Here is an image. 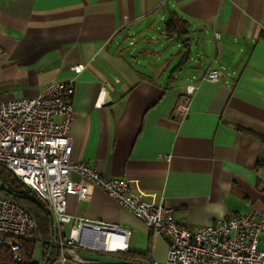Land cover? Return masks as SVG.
Instances as JSON below:
<instances>
[{"label": "crops", "instance_id": "0c3cea01", "mask_svg": "<svg viewBox=\"0 0 264 264\" xmlns=\"http://www.w3.org/2000/svg\"><path fill=\"white\" fill-rule=\"evenodd\" d=\"M172 17L185 33L166 35ZM157 23L182 50L169 71L147 61L150 48H132L133 36ZM0 49V101L74 82L72 161L127 180L133 194L171 208L188 229L264 211V0H0ZM188 62L189 75L177 80ZM216 64L226 70L208 82L206 68ZM188 85L195 90L180 117ZM67 210L128 228V254H114L118 263L165 262L164 238L100 188L88 201L70 198Z\"/></svg>", "mask_w": 264, "mask_h": 264}, {"label": "built area", "instance_id": "2783aa9c", "mask_svg": "<svg viewBox=\"0 0 264 264\" xmlns=\"http://www.w3.org/2000/svg\"><path fill=\"white\" fill-rule=\"evenodd\" d=\"M74 70L79 73L82 66ZM225 70L224 66L210 65L204 79L218 83ZM194 90V86H186L177 106L180 117L187 113ZM73 96L71 80L52 83L32 99L0 101V167L13 173L48 206L60 249L51 264H101L81 259L79 249L106 254L128 251L127 227L87 222L69 214L68 200L88 201L93 187L116 200L152 234L164 238L167 254L163 264H264V249L258 247L264 233V211L251 209L213 225L188 229L173 219L171 208L133 194L127 180L101 176L86 163L72 161L69 132L75 116ZM64 226H68L67 234L61 238ZM35 230L27 211L0 197V252L6 249L13 262H21V241Z\"/></svg>", "mask_w": 264, "mask_h": 264}, {"label": "trees", "instance_id": "16d2710c", "mask_svg": "<svg viewBox=\"0 0 264 264\" xmlns=\"http://www.w3.org/2000/svg\"><path fill=\"white\" fill-rule=\"evenodd\" d=\"M180 25V27L178 26ZM181 28V29H180ZM181 34L185 33L183 24L178 18H170L166 23L165 33ZM264 143V139H260ZM261 164L258 162V165ZM0 197L12 201L21 206L33 218L36 224V230L33 238L21 241V252L23 260L13 262L6 249L0 252V264H31L33 252L36 245H39L42 252L41 264H51L60 255V249L56 245L58 241L57 230L54 228L51 212L48 206L37 196L29 187L20 183L10 171L0 167ZM67 230L62 228L61 238H65ZM128 251L120 253V256H126ZM147 261L141 263L145 264Z\"/></svg>", "mask_w": 264, "mask_h": 264}, {"label": "rangeland", "instance_id": "374dc122", "mask_svg": "<svg viewBox=\"0 0 264 264\" xmlns=\"http://www.w3.org/2000/svg\"><path fill=\"white\" fill-rule=\"evenodd\" d=\"M161 23H157L155 27L152 28L151 31H144L142 33H136L135 36H133V44L134 46L132 48H137L139 51L142 47L150 48L152 51H154V55H149L152 57H149L147 61H150V63L154 65H165L167 66V71L171 70L172 67L175 66V64L178 62L179 57H180V51L179 48L176 47V43L166 41L164 37L161 35ZM145 38H153L154 41L148 40L145 44H142V40ZM162 45V46H160ZM190 52L192 57L195 60L201 61L202 57L199 58L198 51H201L199 43H193L191 44ZM139 62H142L143 59L140 58ZM194 60V61H195ZM204 62V61H202ZM143 63H145L143 61ZM194 62H188L184 68L176 75L177 80L183 81L184 77L186 75H189V71L191 70V66L193 65ZM144 65V64H143ZM219 65H215V67H218ZM34 233L29 237L33 238ZM80 251V252H79ZM79 257L83 260H87L90 262H103L107 264H114L118 263V261L115 259L114 254H102L97 251H92V250H84V249H79L78 250ZM77 253V254H78ZM32 260L34 261L35 264H41L42 262V252L41 248L39 245L35 246L34 252H33V257Z\"/></svg>", "mask_w": 264, "mask_h": 264}]
</instances>
